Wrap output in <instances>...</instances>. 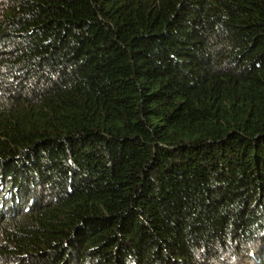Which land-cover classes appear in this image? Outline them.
Returning <instances> with one entry per match:
<instances>
[{
    "label": "trees",
    "instance_id": "trees-1",
    "mask_svg": "<svg viewBox=\"0 0 264 264\" xmlns=\"http://www.w3.org/2000/svg\"><path fill=\"white\" fill-rule=\"evenodd\" d=\"M214 262L264 264V0L1 10L0 264Z\"/></svg>",
    "mask_w": 264,
    "mask_h": 264
},
{
    "label": "rangeland",
    "instance_id": "rangeland-1",
    "mask_svg": "<svg viewBox=\"0 0 264 264\" xmlns=\"http://www.w3.org/2000/svg\"><path fill=\"white\" fill-rule=\"evenodd\" d=\"M16 0H0V12L1 10L8 13L12 10Z\"/></svg>",
    "mask_w": 264,
    "mask_h": 264
},
{
    "label": "bare ground",
    "instance_id": "bare-ground-1",
    "mask_svg": "<svg viewBox=\"0 0 264 264\" xmlns=\"http://www.w3.org/2000/svg\"><path fill=\"white\" fill-rule=\"evenodd\" d=\"M173 99H174V101L175 100H177V99H179L180 97H181V95H175V96H171ZM157 111V107L155 106V111L154 112H152V113H155ZM55 118H56V113L53 115ZM167 117V116H166ZM57 119V118H56ZM75 260H76V257H74L73 256V259H72V262H75ZM215 264H219V263H217V262H214Z\"/></svg>",
    "mask_w": 264,
    "mask_h": 264
}]
</instances>
